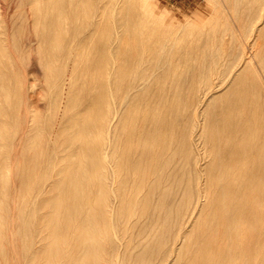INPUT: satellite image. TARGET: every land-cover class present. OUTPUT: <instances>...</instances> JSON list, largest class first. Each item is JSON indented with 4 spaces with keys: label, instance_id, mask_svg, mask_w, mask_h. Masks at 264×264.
<instances>
[{
    "label": "bare ground",
    "instance_id": "obj_1",
    "mask_svg": "<svg viewBox=\"0 0 264 264\" xmlns=\"http://www.w3.org/2000/svg\"><path fill=\"white\" fill-rule=\"evenodd\" d=\"M30 1L14 46L48 108L21 96L1 4L0 264L10 239L17 264H264V0H204L197 22L154 0Z\"/></svg>",
    "mask_w": 264,
    "mask_h": 264
},
{
    "label": "rangeland",
    "instance_id": "obj_2",
    "mask_svg": "<svg viewBox=\"0 0 264 264\" xmlns=\"http://www.w3.org/2000/svg\"><path fill=\"white\" fill-rule=\"evenodd\" d=\"M1 1L2 0H0V5L2 4V5H6L5 6V9L4 10H6V12L4 11V14H5V20H7V24L6 23H4L3 24V26H4V30H5V28H6V30L4 31L5 33H4V37H5V39L4 40H6V41H4L5 42V44L6 43H8V44H6L7 46L9 45V43L11 44V47L13 48V50H17L18 48H21L22 47V45L25 43L24 42V39H25V41H26V38L27 37H29V36H27L26 35V31H28V35L30 34V33H32V34H30V38H31V36L33 35V37L32 38H34V33H35V31H33V24H34V17L32 16V18H31V15L32 14H34V12H33V10H32V2L30 1V0H23V4H21V0H8V2L6 1V0H3L4 2H2L1 3ZM6 2V3H5ZM5 3V4H4ZM204 0H154V11H155V14L156 15H161V13H165V20H166V22H170V21H176V22H185L184 20H188V21H191V22H197V21H199L198 20V18H197V14L199 13V16L201 17V16H207L209 13H210V11L209 10H207L205 7H204ZM133 4H135L136 5V10H137V12H138V19H142L143 18V16H142V14H141V10L138 8V4L134 1L133 2ZM134 6V5H133ZM7 7V8H6ZM29 9H30V11H32V12H30L29 11ZM100 10H101V28L103 27V25H104V22H105V20H106V18L104 17V5L102 4V3H100ZM21 11H22V14H21ZM29 11V12H28ZM8 12V13H7ZM29 13L31 14V15H29ZM19 14L21 15L20 16V18H19ZM13 17V19H14V21L12 20V17ZM29 16V17H28ZM7 17V18H6ZM30 19V21H27V20H29ZM31 19H32V21H31ZM137 19V18H136ZM10 21V22H9ZM5 22V21H4ZM8 22L9 23H11V24H8ZM31 22H33V23H31ZM14 25V26H13ZM33 26V27H32ZM11 27H13V28H11ZM23 27V28H22ZM29 28V30H32V31H29V30H27ZM193 28V27H192ZM191 27L189 28V26H186L185 25V27L184 26H182L181 28H177V30H176V32H180L181 34H183L184 35V37L186 38V39H188V37H187V35H188V33H189V29L191 30L192 29ZM24 29H25V31H24ZM17 31V32H16ZM24 32H25V36H24ZM30 32V33H29ZM21 33H23L22 35H21ZM192 33H194V32H192ZM6 35H8V36H6ZM27 36V37H26ZM17 37V38H16ZM22 37V38H21ZM13 38V39H12ZM21 38V40H19ZM94 38H96V35L95 34H93L92 36H91V39H94ZM22 39H23V41H22ZM153 39H156V37L155 38H153ZM152 39V40H153ZM28 40V39H27ZM34 40H36V39H34ZM33 40V41H34ZM32 41V40H31ZM33 41H32V43H33ZM27 42V41H26ZM260 43H262V40H260L259 41ZM18 43V44H17ZM35 43V44H34ZM32 45H33V47H37L38 46V44H39V42H34ZM38 43V44H37ZM189 43H190V41H189ZM19 45L18 46V48H17V46H14V45ZM37 44V45H36ZM190 45H193V44H190ZM188 46V48H187V54L185 53L184 54V52L182 51V50H180V52H178V53H175L174 54V56H173V58H174V60H176V61H174V64L172 65V66H178L179 67V72H183V73H185L186 72V70L188 69V63L186 62V60H188V57H189V55H191V47L192 46ZM6 46V47H7ZM194 46V45H193ZM6 47H5V49H6ZM11 47H7V49H11ZM198 49V48H197ZM12 50V49H11ZM12 50V51H13ZM16 50H15V54H17V52H16ZM19 50L21 51L20 53H22V54H24L23 56H18V54L17 55H15L14 54V51H13V53H11L12 51H10V53L9 54H11V61L12 60H14L15 58H16V62H17V60L19 61V63L18 64H20L22 61V59H23V62H24V60L25 61H27V60H29V55H30V53L29 52H26V53H23V51L21 50V49H18L17 51L19 52ZM195 50H196V48H195ZM199 50V49H198ZM197 50V51H198ZM8 52H9V50H7ZM35 50H33V52H34ZM32 52V53H33ZM35 53V52H34ZM33 53V54H34ZM21 54V55H22ZM28 54V55H27ZM25 55H26V57H25ZM34 55H37L36 53L34 54ZM34 55H30V57H32V59H34V61H32V59L31 60H29V61H27V64H29L28 62H30V68L28 69V66L26 67V62H24V67H22V63L20 64V65H15L14 66V61H12V65L14 66V67H12V65L10 66V67H12L13 69L15 68V70L16 71H19L20 69H19V66L21 67V68H23V70L24 71H26V70H28L29 71V73H27L28 71H26V72H23L22 71V69H21V75H22V73H26L25 75H24V77H23V75L21 76V77H23V79H21V77H19V80H21L20 81V83H24V84H22L24 87H26V89H22V98H25V100L27 99V101H28V103H29V107L31 106V108L30 109H32L33 111H34V113L36 112V113H38V114H42V115H44V114H46L47 112L45 111L46 109L44 108V107H46L47 105L45 104V103H47L46 101H47V99H46V101H44L43 99H45V96H47V95H45L44 93H46L47 94V92H48V88H47V86L46 85H43V83H44V79H45V71H44V67L43 68H40L39 69V67L37 66V65H39L40 64V62L37 60V58L35 57V58H33V56ZM19 57V59H17L18 57ZM13 57H14V59H13ZM22 58V59H21ZM36 60V61H35ZM31 61L32 62H38V63H33V65H32V63H31ZM14 62V63H13ZM16 66L18 67V69L19 70H17V68H16ZM35 66H37L36 68H35ZM40 67L42 66V65H39ZM10 67H8L9 69H11ZM34 69V71H35V74H36V70L38 69V74H37V77L36 78H33L34 76H36V75H34L33 73V69ZM13 69H11V73H13V74H15V72L16 71H12ZM42 69V70H41ZM32 70V71H31ZM42 71H44V72H42ZM40 72V73H39ZM99 72H101L99 69H95L94 68V70H93V72H92V75H93V77L95 78V77H97L98 76V73ZM19 73V72H18ZM44 73V75H42ZM32 74L34 75V76H32ZM40 74V75H39ZM27 76V78L30 80L29 81V83H28V81H26L27 80V78H26V80H25V77ZM40 76V77H39ZM43 76H44V78H43ZM40 80L42 81V83L40 82ZM32 81V82H31ZM26 82H27V84H26ZM30 82H31V85H30ZM37 82H40L39 84H37ZM36 83V84H35ZM32 84H33V86H35L34 88L36 89H34V88H29L28 86H32ZM35 84V85H34ZM21 85V86H22ZM27 85V86H26ZM32 86V87H33ZM45 86V87H44ZM42 87V88H41ZM47 88V89H46ZM41 89H44V91L43 92H41ZM26 90V91H25ZM29 92V94L27 93H25V92ZM33 92V93H32ZM36 92V93H35ZM32 94H34V95H32ZM44 94V97L42 96ZM27 96V97H26ZM30 97H33L34 99L32 100V98H30ZM39 97H42L43 99H39ZM31 99V100H30ZM39 99V100H38ZM35 100V101H34ZM43 100L45 103H43V102H41V101ZM27 101L25 102V103H27ZM32 101H34L33 103H32ZM27 103V104H28ZM32 105H31V104ZM37 103H40V104H37ZM27 104H25L26 106H27ZM44 104L46 105V106H44ZM48 104V103H47ZM25 105L23 106V107H25ZM37 105H41L42 106V108L43 109H40L41 107H38ZM28 107V106H27ZM36 107V108H35ZM39 108V109H38ZM46 108H48V106L46 107ZM38 110V111H37ZM44 110V111H43ZM59 110H62V108H60ZM48 111V110H47ZM23 145V144H22ZM18 147H19V150H20V148H21V150H22V146H20V145H18ZM17 148V147H16ZM23 150H24V148H23ZM15 151H18V149L17 150H15ZM15 151H13V153H16ZM21 151H18L15 155L13 154V155H11V159L9 160L10 161V163H11V161L13 160H15L17 163H16V165L15 166H17V164H21V162H23V159H22V157H21V155L19 154ZM22 154V153H21ZM13 156H19V158H17V157H15L14 159H13ZM21 157V158H20ZM12 161V162H13ZM24 165V164H23ZM12 166H13V168H12ZM15 166H14V162H13V165H12V163H11V177H12V182L13 183H15L14 181H15V178H14V176H12V175H14L13 174V172L14 171H16V168H15ZM17 182V181H16ZM15 186H17V184L15 183ZM18 191H14L13 193H12V196H13V203L12 202H10V211H13L12 213H15L16 212V210H12V208H15L16 206H15V204L17 203V201L19 200V197H21V196H19V193H20V191H19V193H17ZM15 193V194H14ZM12 203V204H11ZM14 206V207H13ZM12 207V208H11ZM14 214H12V216H13ZM17 214L15 213V215L13 216L14 218V220H12V222L11 223H13L14 221V223H13V225H15V223H16V218H15V216H16ZM11 245V246H10ZM9 247H11V250L9 249ZM6 249L8 248L9 250H10V252L8 253V255H7V258H8V262H7V264H17V257H16V255H17V253H14L13 254V249L15 248V251L16 252H18L17 251V247H16V241L14 240L13 241V239H10L9 240V243H8V245L5 247ZM12 252V253H11ZM2 264H5V263H2Z\"/></svg>",
    "mask_w": 264,
    "mask_h": 264
}]
</instances>
